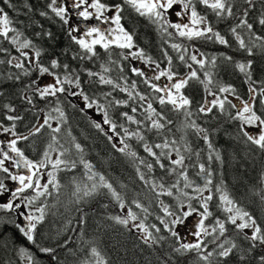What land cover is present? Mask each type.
Returning <instances> with one entry per match:
<instances>
[{"label":"snow or ice","instance_id":"1","mask_svg":"<svg viewBox=\"0 0 264 264\" xmlns=\"http://www.w3.org/2000/svg\"><path fill=\"white\" fill-rule=\"evenodd\" d=\"M254 2L255 0H244L248 8L241 13L239 22L230 28V33L239 48L246 51L249 56L253 55V48L256 45L252 43L250 47L238 30H246L250 42L261 41V47H264V36L256 34L253 23L248 19L249 9ZM3 3L9 8L14 7L11 0H3ZM197 5L210 10L220 20L236 15L233 0H122L112 4H106L102 0H70V3L69 0H50L51 12L62 21L63 25L69 26L68 36L79 48L73 59L80 61L99 59L100 53L97 52V47L107 53L108 61L101 63L99 72L83 69L88 78L86 83L111 88V91L102 94L106 103H102L100 99L85 90L80 71L77 69L70 68L66 63L61 64L55 58L45 66L41 59L42 50L36 48L32 40L12 26L13 21L8 12L0 7V40L6 41L19 53L18 56L12 55L8 48L0 45V53L7 57L0 59V64L6 63L19 70L18 73L7 76V79L19 83L21 76L27 77L31 76L32 72L37 73L36 79L24 84L20 94V99L30 106L25 111L36 109L34 97L45 101L48 105L53 102L55 104L47 111L37 109L39 112H44V116L42 120L37 116L36 122L28 129L27 134L18 131V123L24 121L25 117L17 108L11 103L0 105V137H2L0 139V211L13 214L7 218L0 217V223L12 224L30 244L38 243V227L45 220V209L48 206L46 203L37 206L38 202L41 198L59 191L61 184L58 173L74 170L77 167V160L66 158L71 150L60 144L56 135L52 136V143L38 160L29 158L20 145L44 128L50 129L52 133H60L61 124L67 122L61 107L63 103L61 97L73 108L78 105L68 98L80 97L83 102V107L79 109L81 112L95 109L101 117L100 121L92 122L93 126L106 135L110 142L118 138V143L122 147L117 150L138 160L139 166L136 170L139 178L154 193L157 207L163 214L157 215L156 219L159 225L163 226V231L176 240V245L173 246L174 253L185 256L194 252L193 264H199L201 261L203 264H229V258L237 255V264H264V251L256 253L257 248L264 249V225L249 211L238 205L222 182L214 185L210 165L213 160H221L219 150L215 148L208 130L192 119V100L182 91L190 80H197L203 84L207 96L197 108V112L209 116L216 110L230 120L238 121V137L264 153V112H261V109H264V81L253 80L250 60L235 63V68L244 76L245 83L248 84L247 99L239 95L234 86L214 80L211 72H204V79L201 80L197 68L205 69L209 63L215 66L216 57H212L209 61L194 42L210 41L226 47L230 46V43L220 31L216 30L208 16L198 10ZM125 6L140 17L146 18L162 36L168 38L164 43L177 54L176 59L189 69L186 74L182 75L174 70L173 57L169 55L167 49H162L163 60L166 61L162 67L160 60L154 59L135 43V33L127 30L122 24ZM70 8L75 11L70 13ZM109 12L112 13L111 16L106 15ZM73 14L78 21L87 22L94 19L108 27L102 28L97 25L81 29L79 23L70 25V15ZM40 15L47 16V13L41 12ZM172 16L176 19L173 20ZM257 22L264 27V13H261ZM170 29L172 31H169ZM37 35L41 34L37 33ZM45 35L51 37L50 32ZM174 37L189 43L174 42ZM113 49L120 50L116 53L119 60L112 58ZM224 59L231 61L232 57L225 56ZM123 61H137L143 65L140 67L129 63L128 71L132 77L140 78V82L151 90L150 93L146 94L138 90L137 81L130 80ZM113 64L118 68V78L108 75L113 70L110 67ZM194 65L197 68H194ZM45 75L52 77V82L41 84L40 78ZM116 91L124 93L127 99L114 97L112 93ZM4 95L0 90V97ZM207 97L212 99L209 100ZM257 100L260 109L256 106ZM154 102H157L162 109L170 106L172 111L184 115L186 120L184 128L192 129L207 145V166L201 162L200 152L192 148L186 136H181L177 140L165 135L160 142H148L146 136L142 134L145 131H155L158 136H161L166 128L169 132L172 131L169 125L173 121L168 119L164 111L157 110ZM121 107L130 109V112L118 113L119 118L125 123H118L111 114ZM140 112L143 113V119H138L134 115ZM53 113L56 115L54 116ZM53 120L57 123L56 127H52ZM129 124L136 125V128L130 131L126 126ZM104 126H107V131ZM133 137L141 143L143 151L151 157V160L138 157L135 151L129 150L130 145L127 141ZM71 144L79 154V163L86 169L85 175L92 182L90 187L85 185L83 188L80 184H76V193L82 191L84 197H90L101 188L107 189L122 212L127 208L124 215H115L110 219L130 231L137 230L143 242L150 247L163 241L165 237L158 235L162 231L161 227L155 223H148L149 216L153 214L150 208L138 199H133L131 204L139 210V213L133 211V207L126 204L113 185L103 175L95 172L93 165L84 159V148L75 142L74 137L71 139ZM113 147L116 148L117 145L113 144ZM53 153H56L55 159L52 157ZM193 156L196 157L195 161L192 160ZM141 167L147 171H141ZM157 168L162 175L155 174ZM190 169L196 170L195 176L199 177L202 183L189 175ZM257 194L264 202V194ZM162 197L170 198L171 202L165 201ZM214 198L215 208L223 214V218L214 214L212 208ZM210 219L212 222L206 223ZM229 225L235 233V238L227 235ZM178 227L184 228L183 235L177 231ZM189 237L192 239H188ZM208 237L211 239L208 240ZM238 241L246 242V247ZM209 245L213 246L211 250ZM40 251L52 254L55 249L41 247ZM19 254L28 264H36L34 256L25 248H20ZM90 255L94 258V264H107L96 247L90 249ZM169 259L172 257L169 256ZM85 264L90 262L85 261Z\"/></svg>","mask_w":264,"mask_h":264},{"label":"trees","instance_id":"2","mask_svg":"<svg viewBox=\"0 0 264 264\" xmlns=\"http://www.w3.org/2000/svg\"><path fill=\"white\" fill-rule=\"evenodd\" d=\"M106 4L119 3L120 0H102ZM14 7L9 8L0 0V7H3L8 12L10 19L13 21V27L21 31L24 36L34 41L36 48L42 50V62L45 66L50 64L52 59H58L61 64H68L70 68L80 71L82 86L89 92L100 99L102 103V94L111 91L109 86H100L98 84L89 85L87 76L83 69L87 68L95 72L100 71L101 63H107L108 55L102 49L97 47V52L100 53L99 59L80 61L73 59V55L79 52V48L75 45L68 36L67 29L69 26L63 25L59 18L55 17L54 13L49 8L47 0H11ZM234 17L223 20L217 19L210 10L205 9L201 5H197L198 10L208 16L210 22L215 26L216 30L220 31L230 43L226 47L214 42L195 41L196 47L204 52L206 57L211 60L216 57V65L210 63L205 69H198V75L201 80L204 79V72H211L213 78L221 84L232 85L237 93L247 99L248 84L245 83L244 76L235 68L236 62L252 61V78L257 81H264V47H261V41L250 42V37L246 30L240 29L242 37L249 46L255 43L253 55L249 56L246 51L241 50L238 43L230 33V28L235 26L240 19L241 13L248 8L244 0H233ZM125 11L131 14L124 16V23L134 32V40L137 45L143 48L154 59L160 60L161 66L166 64L163 60L162 49H167L169 55L173 57L174 70L180 74H186L189 70L187 67L176 59V53L164 43L166 36H162L157 28L152 25L146 18L140 17L130 8L125 6ZM41 12H46L47 16H41ZM264 13V0H255L254 5L249 9L248 19L253 23L254 31L260 36H264V27L257 22L258 17ZM169 31H172L171 29ZM51 33L49 38L45 33ZM40 33L41 35H37ZM174 42L188 44V41H181L178 37H174ZM3 47L9 49L14 55L10 45L5 42ZM120 50L113 49V59L119 60L116 55ZM225 56L232 57L231 61L224 59ZM5 54L0 53V59H6ZM125 70L130 80H136L138 90L143 93H150L140 78L132 77L128 71L129 63L133 61H123ZM135 65V64H134ZM113 69L108 75L113 78H118L119 71L116 65H110ZM62 72V69L60 70ZM19 70L5 64H0V90L4 92V96L0 97V105L3 103L13 104L19 113L25 117L24 121L18 123V131L27 134L28 129L36 122L37 116L42 120L44 112H39L37 109L50 110L55 106L54 102L51 105L45 101L35 98L36 109L25 111L30 106L20 99L21 91L29 80L36 79L37 73L32 72L31 76H21V81L16 83L8 80L7 76L16 74ZM48 77L52 82V77ZM41 77L40 80L43 78ZM184 94L192 100V119L195 122L208 130L212 142L216 149L219 150L221 160H213L211 169L213 171V183L219 185L223 183L224 188L229 195L238 203V205L249 211L253 216L264 225V202L261 201L260 194H264V153L255 149L254 146L246 144L242 138L238 137V121H232L227 116L221 115L214 110L213 114L204 116L197 112V108L204 102L207 93L204 90L203 84L197 80H190L188 85L182 90ZM112 95L117 99H127L124 93L119 91L113 92ZM209 100L212 97H207ZM78 107L73 108L61 97L63 108L67 122L61 124L60 133H52L50 129L44 128L37 135L31 136L27 143L30 142L34 146V160L42 158L43 153L48 149V145L52 143V136L58 137L59 143L65 148L70 149V153L66 158L77 160V167L72 171H61L58 173L61 188L58 192H53L51 196L41 198L37 206L46 203L48 206L45 209L46 217L44 222L38 227L37 244H30L26 239L21 237L18 230L10 223H0V264H28L27 260L19 254L20 248L28 250L35 258L36 264H85L89 261L94 264V258L90 255V249L96 247L101 255L106 260L107 264H193L195 253H188L185 256H179L173 252V246L176 245L175 238L169 233L163 231V226L159 225L156 219L157 215H163L157 207L154 193L145 186L140 180L137 173L139 166L138 160L121 153L117 148L122 147L118 143V138H114L111 142L107 136L101 133L93 126V121H100L101 117L96 113L95 109H88L81 112L79 109L83 107V102L80 97L74 99L69 97ZM235 102V101H234ZM257 108L260 109L259 100H257ZM154 107L157 110H162L167 115L168 119L173 121L169 128H166L158 136L155 131L143 132L149 143L160 142L163 136L169 138L180 139L181 136H186L195 151L200 152L201 162L206 166L207 161V145L199 138L192 129L184 128L186 123L182 113L174 112L170 106L163 109L154 102ZM129 111V108H118L111 112L114 119L118 123H125L119 118L118 113ZM234 112L235 110H230ZM264 112V109H261ZM35 113V114H34ZM131 114V113H130ZM55 116L56 114L53 113ZM138 119H143V113L134 114ZM52 127H56L55 120L52 122ZM129 130H134L136 125H126ZM107 131V126H104ZM119 131V129H118ZM69 132L71 135L69 136ZM111 135V133H109ZM75 138V142L82 145L84 148V159L93 165L95 172L103 175L105 179L113 185V188L121 194L126 204L133 207V211L139 213L131 204L133 199H138L145 206L150 208L153 213L148 218V223H155L161 227L162 231L158 235L165 237L158 244L149 246L145 244L141 238V234L132 229L131 231L124 226L115 223L110 217L115 215H124L127 208L122 212L118 204L108 194L107 189L101 188L96 194L90 197H84L83 192L76 193V184H80L83 188L85 185L91 186V181L85 175L86 169L79 163V154L72 147L71 139ZM130 151H135L138 157L151 160L147 153L143 151L141 143L133 137L128 140ZM113 144L117 147L114 148ZM22 147L24 143L22 142ZM59 147V145H56ZM24 148V147H23ZM25 153L27 150L24 148ZM53 159L56 153L52 154ZM175 158V157H173ZM193 156L192 160L195 161ZM141 171L147 170L141 167ZM195 169L189 170V175L196 179L199 183L203 181L195 176ZM157 176L162 175L159 169H156ZM75 181V183H74ZM165 201L171 202L170 198L162 197ZM78 201V202H77ZM216 200L214 198L212 208L216 216L223 218V214L215 208ZM5 214V213H3ZM142 215V214H141ZM211 219L206 223H211ZM227 235L235 238V233L229 225ZM208 240L211 237L207 238ZM223 239V238H222ZM242 246L246 247V242L238 241ZM41 247H50L55 249L54 253L46 254L40 251ZM209 245V250L212 249ZM264 251L257 248L256 253ZM169 256L172 259H169ZM55 257V259H53ZM238 255L229 258V264H237ZM203 264V262H199Z\"/></svg>","mask_w":264,"mask_h":264},{"label":"flooded vegetation","instance_id":"3","mask_svg":"<svg viewBox=\"0 0 264 264\" xmlns=\"http://www.w3.org/2000/svg\"><path fill=\"white\" fill-rule=\"evenodd\" d=\"M47 2L48 3H50V0H47ZM69 3H70V0H69ZM69 11H70V13H73L75 10H73V9H69ZM129 14H131L130 12H127V11H124L123 13H122V16L124 17V16H126V15H129ZM106 15H108V16H111L112 14H106ZM78 18L73 14V15H70V25H74V24H76V23H79V26L81 27V29H86L87 27H89V26H100L99 25V22H97V21H95L94 19L93 20H90V21H87V22H85V21H77L76 22V20H77ZM122 24L124 25V27L127 29V30H129L130 32H131V30L129 29V27H127L126 26V24L124 23V19L122 20ZM105 27H108L107 25H105ZM6 41H2V40H0V45H2L3 43H5ZM32 42L34 43V41L32 40ZM136 44H137V42H135ZM35 44V43H34ZM10 45V44H9ZM10 47L12 48V46L10 45ZM12 51H13V53H14V55H16V56H18L19 55V53H17L16 51H15V49H13L12 48ZM26 51H28V50H26ZM2 54V53H1ZM29 54L31 55L32 54V52L30 51L29 52ZM134 63H135V65H137V66H140V67H143V65L142 64H139V62H137V61H134ZM0 139H2V137H0ZM24 143V145H23V147L27 150V153H25L27 156H29V158H31V159H33L34 160V155H35V150H34V146H31V144H30V142H26V141H24L23 142ZM22 144V143H21ZM21 147H22V145H20ZM22 147V148H23ZM21 210H23V209H21ZM3 213H5V214H3ZM13 214L12 213H7V212H3V211H0V217H5V218H7V217H10V216H12ZM13 226V225H12ZM14 227V226H13ZM21 237L22 238H24L22 235H21ZM25 239V238H24Z\"/></svg>","mask_w":264,"mask_h":264},{"label":"rangeland","instance_id":"4","mask_svg":"<svg viewBox=\"0 0 264 264\" xmlns=\"http://www.w3.org/2000/svg\"><path fill=\"white\" fill-rule=\"evenodd\" d=\"M106 14H112L111 12H109V13H106ZM172 19L173 20H175L176 18L174 17V16H172ZM133 63H134V61H133ZM188 69V68H187ZM189 70V69H188ZM51 81H50V79L48 78V77H43L41 80H40V83L41 84H47V83H50ZM254 131V130H253ZM190 220H191V218H190ZM177 231L178 232H180L182 235L184 234V228L183 227H178L177 228ZM188 239H192L191 237H189Z\"/></svg>","mask_w":264,"mask_h":264},{"label":"water","instance_id":"5","mask_svg":"<svg viewBox=\"0 0 264 264\" xmlns=\"http://www.w3.org/2000/svg\"><path fill=\"white\" fill-rule=\"evenodd\" d=\"M78 21V19L76 20V22ZM100 25V27H102V28H105V25H103V24H99Z\"/></svg>","mask_w":264,"mask_h":264}]
</instances>
